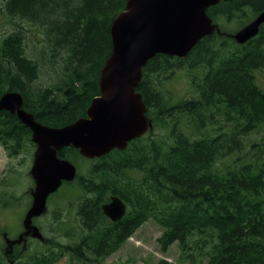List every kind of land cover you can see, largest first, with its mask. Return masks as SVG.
Returning a JSON list of instances; mask_svg holds the SVG:
<instances>
[{
  "label": "trees",
  "instance_id": "obj_1",
  "mask_svg": "<svg viewBox=\"0 0 264 264\" xmlns=\"http://www.w3.org/2000/svg\"><path fill=\"white\" fill-rule=\"evenodd\" d=\"M126 2L0 0L6 14L43 35L33 54L26 51L22 24L0 37V97L19 92L23 108L51 127L86 116L112 50L111 23ZM263 9L264 0H221L206 8L219 33L199 39L184 57L155 54L147 60L135 90L151 126L124 149L90 159L85 173L64 182L83 193L78 204L82 228L89 231L86 243L53 241L27 253L24 237L11 252L0 247V264H104L148 220L162 227V252L176 242L182 256L196 254L205 264H264V135L249 143L250 153L244 150L250 133L264 131V89L256 82L257 73L264 74V23L238 43L219 22H243ZM182 67L190 72L193 92L172 101L161 87ZM41 68L48 71L46 84L37 82ZM0 146L8 157L35 147L30 129L8 110H0ZM57 155L73 164L85 158L71 146ZM9 177H0V212L20 198L19 179ZM111 195L127 206L112 223L101 209ZM156 264L174 263L161 258Z\"/></svg>",
  "mask_w": 264,
  "mask_h": 264
},
{
  "label": "water",
  "instance_id": "obj_2",
  "mask_svg": "<svg viewBox=\"0 0 264 264\" xmlns=\"http://www.w3.org/2000/svg\"><path fill=\"white\" fill-rule=\"evenodd\" d=\"M219 1L127 0L125 9L110 26L112 50L100 70L99 94L92 98L86 116L70 124L61 127L42 124L23 108L19 92L6 91L1 95L0 110L16 113L20 122L30 129L35 144L29 169L34 181L31 206L22 220L24 230L11 240L8 252L26 235L39 237L32 218L43 213L48 196L63 181L75 178L76 166L57 155L60 149L71 146L83 157L98 158L113 148L124 149L130 140L147 131L151 123L146 105L135 90L142 67L155 54L184 57L199 39L219 33L217 24L206 13L207 7ZM263 23L264 9L232 37L244 43L258 33ZM102 211L115 221L125 214L126 205L120 197L112 195L109 202L102 204Z\"/></svg>",
  "mask_w": 264,
  "mask_h": 264
},
{
  "label": "rangeland",
  "instance_id": "obj_3",
  "mask_svg": "<svg viewBox=\"0 0 264 264\" xmlns=\"http://www.w3.org/2000/svg\"><path fill=\"white\" fill-rule=\"evenodd\" d=\"M1 7V4H0ZM252 18L238 22L237 20L226 22L220 21V28L229 33H234ZM16 23H20L27 29L26 34V51L28 54H33L32 48H36L43 35L36 26L30 25L26 21H20L18 18L9 16L0 8V37L8 34L15 29ZM241 26V27H240ZM59 68V67H58ZM195 71H198L196 69ZM193 72V71H192ZM191 72V73H192ZM190 73L186 67L176 69L168 80H166L161 89L171 95L172 101H177L182 97H189L193 92L192 84L187 75ZM49 81L48 71L46 68H41L37 82L46 84ZM256 82L264 89V74L257 73ZM224 127L223 120L218 121ZM214 127L217 124L213 123ZM159 133L158 130L154 131ZM264 135V131L260 133H250L246 138V146L244 150L248 153L252 151L249 143L253 140H259ZM35 147L28 146V149L14 157H8L0 146V177L10 174L9 181H19L15 187V193L19 196L18 205L13 208L3 209L0 212V225L4 227V233H0V247L2 252L4 248L10 251V242L18 237L24 230L22 220L25 212L31 206L32 196L31 191L34 187V181L29 174V169L32 164V157ZM78 172L85 173L91 164V160L84 158L75 162ZM78 166V167H77ZM11 170L15 171L12 173ZM82 191L76 187H68L65 183L54 193L50 194L47 199V205L43 213L32 220V224L38 228L39 237H34L32 234L26 235L24 244L29 242L27 253L43 250L53 241L62 243L72 242L82 234L79 230L78 218L76 215L77 204L82 196ZM162 227L153 220H148L143 223L131 237H129L118 250L106 256L103 259L104 264H156V262L164 258L174 264H205L206 259L194 255L193 258H185L180 254L177 243H173L165 252L160 250L157 242V237L161 234ZM6 241L4 242V240ZM24 239V238H23ZM9 243H8V241ZM57 264H67L65 259H62Z\"/></svg>",
  "mask_w": 264,
  "mask_h": 264
},
{
  "label": "flooded vegetation",
  "instance_id": "obj_4",
  "mask_svg": "<svg viewBox=\"0 0 264 264\" xmlns=\"http://www.w3.org/2000/svg\"><path fill=\"white\" fill-rule=\"evenodd\" d=\"M57 191V190H56ZM83 195V194H82ZM112 196V195H111ZM110 196V197H111ZM49 197V196H48ZM110 197H109V200L108 201H106V202H109L110 201ZM48 199V198H47ZM106 202H104V203H106ZM79 203V202H78ZM104 203H102V204H104ZM102 204H101V209H102ZM46 205H47V201H46ZM102 213H103V211H102ZM104 214V213H103ZM76 215H77V218H78V223L80 224L79 225V230L82 232V234L77 238V240H74V241H72L73 243H75V244H80V243H83V241H84V243H86L87 242V240L85 239V236H86V234L89 232L87 229H84V228H82V223H81V219H80V217H81V214L79 213V204H77V209H76ZM104 216L107 218V220H108V222H116V221H119V220H121L122 218H123V216L124 215H122L119 219H117V220H115V221H112L110 218H108L105 214H104ZM35 218V217H34ZM34 218H32V220L34 219ZM14 245V244H13ZM81 245V244H80ZM13 247V246H12ZM5 249V248H4Z\"/></svg>",
  "mask_w": 264,
  "mask_h": 264
}]
</instances>
